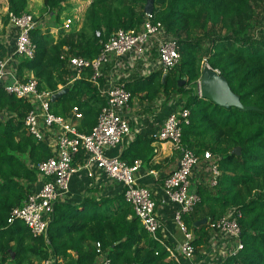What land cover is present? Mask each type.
<instances>
[{"label": "trees", "instance_id": "1", "mask_svg": "<svg viewBox=\"0 0 264 264\" xmlns=\"http://www.w3.org/2000/svg\"><path fill=\"white\" fill-rule=\"evenodd\" d=\"M7 1L8 12H29V0ZM75 1H88L83 24L71 30L62 28V15ZM146 2L43 0L44 9L35 16L39 23L31 31L34 56L16 54L17 76L28 81L26 71L32 72L39 91L55 94L62 89L60 85L68 88L52 100L51 110L69 117L78 106L82 112L78 130L90 133L105 97L87 78L90 69L69 84L72 73L62 55L97 57L102 42L113 32L141 27ZM154 17L176 39L180 61L166 74L157 70L147 76L134 75L125 86L133 98H181L183 108L190 110L188 122L182 124L183 144L201 158L210 151L218 160L217 184H198L201 201L193 212L183 215L194 232L196 252L210 243V225L237 207L242 213L243 248L221 264H264V0H154ZM2 21L7 26L9 15ZM54 27L60 28L58 38L51 32ZM10 52L0 39V60ZM202 63L224 75L241 102L255 109L222 106L201 96L196 87ZM105 82L102 79V85ZM32 107L30 98L10 94L0 85V264H35L50 257L57 259L55 264H93L97 242L107 250L112 264H176L168 250L150 237L123 192L110 198L57 201L46 236L34 237L20 219L8 222L12 209L22 206L30 191L39 186L38 163L54 154L48 141L36 139L25 127ZM153 140L138 136L121 157L129 164L139 158L149 163L153 149L148 142ZM236 147L241 149L239 154L233 152ZM203 218L208 221L196 225Z\"/></svg>", "mask_w": 264, "mask_h": 264}, {"label": "built area", "instance_id": "2", "mask_svg": "<svg viewBox=\"0 0 264 264\" xmlns=\"http://www.w3.org/2000/svg\"><path fill=\"white\" fill-rule=\"evenodd\" d=\"M8 15L11 25L16 28V53L32 58L36 45L31 39V31L39 21L30 12L22 15L8 12ZM73 23L69 18L64 27L69 28ZM96 34L101 35L99 31ZM180 58L176 39L168 35L162 21L155 19L154 12L146 13L139 29L120 28L113 32L102 42L99 55L93 59L63 54L62 59L67 61L74 72L68 83L82 78L90 69L87 78L95 83L105 97L106 103L90 133L78 130L75 120L82 117L78 106L72 108V115L69 117L56 115L51 110L54 93L49 90L39 91L38 82L33 77L28 81L19 79L15 69L9 68L12 56L1 59L0 85L3 84L10 94L31 99L33 107L24 120L25 127L36 139L48 141L53 146L54 153L52 157L38 163L39 186L30 191L22 206L12 209L8 222L20 219L29 227L34 237L46 236L54 204L67 199L72 176L84 169L93 177L100 170L123 185L125 201L133 207L150 237L168 250L170 258L176 264H221L228 255L242 249V229L239 224L242 213L237 207L230 208L226 215L210 225L213 237L207 250V254L212 255L209 262L206 261V251L197 254L193 243L194 232L183 221V215L193 212L201 201L199 193L191 190V178L198 164L202 160L207 162L210 186L217 184L221 174L218 160L210 151H206L201 158L195 150L182 142V124L189 120V109L181 106L179 110L169 113L154 135L161 141L170 142L173 150L179 154V165L164 179L165 191L177 205L174 221L184 235L177 251L172 250L160 237L163 224L151 189L137 181L136 172L143 162L136 159L133 164H129L120 153L108 154V149L118 146L132 135L131 121L125 111L133 96L125 86L127 81L117 79L119 71L115 77H106L104 68L112 60H116L117 65L124 63L129 67L128 75L138 72L141 76H147L157 70L166 74L179 63ZM6 78L8 81H5ZM102 79L106 81L103 85ZM59 87L63 88V85ZM81 153L86 157L81 163H76L75 160ZM150 173L155 171L151 169ZM96 250L97 258L93 264H112L107 250L102 248L100 242L96 243ZM56 261L55 257H50L35 264H55Z\"/></svg>", "mask_w": 264, "mask_h": 264}, {"label": "crops", "instance_id": "3", "mask_svg": "<svg viewBox=\"0 0 264 264\" xmlns=\"http://www.w3.org/2000/svg\"><path fill=\"white\" fill-rule=\"evenodd\" d=\"M0 4V39L10 47L11 52L8 56H12V60L10 61L9 68L14 70L16 63L18 62L16 58V28L13 27L10 22L4 27L2 18L8 14V1L0 0ZM85 7L86 6L84 5L81 14L75 15L76 26H78V28H80L83 24ZM43 9V0H29V10L31 12L41 14ZM59 29L60 28L54 27L51 30L55 38H58ZM55 32L57 35L54 34ZM118 71L119 76L117 79H121L125 82L132 76L139 75L138 72L128 75L129 67H127L124 63L117 65L116 60H112L104 68V75L106 77H115L116 74H118ZM71 73L72 75L74 74L73 71H71ZM26 76L31 78L33 77V73L26 71ZM5 81H8V79L6 78ZM183 102L184 101L178 97L170 99V101H166L165 97H159L153 101H148L142 99L141 97L133 98L129 107L125 111V115L131 121L132 135L125 138L118 146L108 149V154L116 155L120 153L121 155L138 136H143L144 138L154 137L155 133L163 125L168 114L179 110L181 106H183ZM75 122L78 125L79 119H76ZM50 146L53 148L51 144ZM148 146L153 149L151 160L146 164L139 158L143 164L136 172L137 181L139 184L151 189L157 201V212L159 218L163 224V230L160 232V237L172 250L177 251L184 239V235L174 221V214L177 205L170 200L165 191L164 178H166L167 175L179 165V154L173 150L170 142L161 141L158 138H155V140L150 143L148 142ZM81 154L75 160L76 163H81L86 157L83 153ZM151 169H153L155 173H150ZM208 176L209 170L207 162L202 160V162L194 169L191 178V190L196 191L198 184L209 183ZM123 189L124 187L121 183L109 178L104 174V172L97 170L94 176L90 177L88 172L83 169L72 176L69 188L70 192L66 197V200L72 199L79 202L84 197H95L97 199L110 198L121 194ZM209 244L197 253L200 254V252L202 253L206 251L205 257L207 258V262L211 260L212 256L207 254ZM217 250L220 251V248L217 247ZM218 251H216V253Z\"/></svg>", "mask_w": 264, "mask_h": 264}, {"label": "water", "instance_id": "4", "mask_svg": "<svg viewBox=\"0 0 264 264\" xmlns=\"http://www.w3.org/2000/svg\"><path fill=\"white\" fill-rule=\"evenodd\" d=\"M145 12L150 14L154 12V0H147ZM165 77L166 75L164 74L163 81ZM184 82L185 80L183 79L180 85ZM198 87L201 96L212 100L216 104L227 107L236 106L242 110L255 109L251 106H245L241 102L240 96L232 90L227 78L209 65L203 67L201 77L198 81ZM67 91L68 88H62L57 93L53 94V100L65 94ZM233 152L239 154L241 152L240 147H236ZM207 221L208 218H203L197 221L196 225L206 223Z\"/></svg>", "mask_w": 264, "mask_h": 264}, {"label": "rangeland", "instance_id": "5", "mask_svg": "<svg viewBox=\"0 0 264 264\" xmlns=\"http://www.w3.org/2000/svg\"><path fill=\"white\" fill-rule=\"evenodd\" d=\"M85 2H88V1H85ZM72 4H73V7H70V8H68L67 7V9L65 10V12L63 13V15H62V28L64 27V24H65V21L67 20V19H72L73 21H74V23L72 24V26L71 27H69V28H65V29H68V30H71V29H75V28H78V26H76V19H75V15L76 14H81L82 13V9H83V6L84 5H86V3H84V2H80V1H75V2H72L71 3V6H72ZM1 5V4H0ZM79 5V6H78ZM78 6V7H77ZM29 12L30 13H32V14H34L35 16H40V14L39 13H33V12H31L30 10H29ZM59 32H60V30H59ZM59 32H58V34H59ZM54 34H56L57 35V33L55 32ZM202 65H203V67H204V63H202ZM199 81V80H198ZM196 91L200 94V90H199V87L197 88L196 87Z\"/></svg>", "mask_w": 264, "mask_h": 264}]
</instances>
